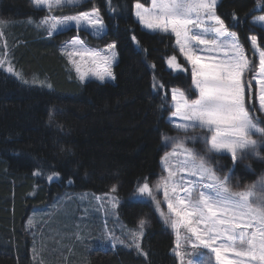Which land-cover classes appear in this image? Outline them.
Masks as SVG:
<instances>
[{"label": "trees", "instance_id": "trees-1", "mask_svg": "<svg viewBox=\"0 0 264 264\" xmlns=\"http://www.w3.org/2000/svg\"><path fill=\"white\" fill-rule=\"evenodd\" d=\"M135 2L147 0H111L117 9L114 14L109 0H87L63 11L80 13L97 7L107 25L106 35L97 39L74 29L48 36L28 22L41 13L30 0H0L5 54L21 77L0 67V264H42L46 259L47 264H179L174 237L159 211L131 194L138 183L158 177L164 137L174 133L168 123L169 109L159 107L161 96L166 94L169 101V89L188 87L191 78L167 69L165 60L174 53L173 38L142 30L133 18ZM261 13L264 0L259 8L257 0H221L217 7V15L237 33L246 50L252 35L264 50V28L250 20ZM76 35L95 47L116 42L111 81L78 79L60 49ZM153 77L163 85L159 93L153 90ZM42 82L50 89L39 85ZM248 106L261 118L254 96ZM260 154L264 156V146ZM217 165L224 171L231 169L240 183L252 182L264 172V160L256 157L234 167L227 156ZM52 173L58 176L49 180ZM67 192L114 193L124 230L135 229L140 218L149 220L139 240L143 254L129 242L91 241L82 250L72 249L81 252L77 259L70 255L68 243L63 249L35 248L39 232L50 228V223L46 225L50 215L36 227L27 223V217L34 209L54 212ZM74 212L65 217L67 230ZM110 231L119 235L116 229ZM72 234L69 238L75 240L76 232Z\"/></svg>", "mask_w": 264, "mask_h": 264}, {"label": "snow or ice", "instance_id": "snow-or-ice-1", "mask_svg": "<svg viewBox=\"0 0 264 264\" xmlns=\"http://www.w3.org/2000/svg\"><path fill=\"white\" fill-rule=\"evenodd\" d=\"M87 0H30L34 10L46 9L47 15L37 27L47 30V35L70 30L73 26L97 39L106 35L107 25L97 7L91 11L75 15L55 16V11L75 9ZM221 0H151V6L135 3L134 15L139 23L153 33L175 37L176 46L184 59L191 65V85L173 87L171 102L167 95L161 96L160 109L167 107L171 113L168 123L175 131L174 136L164 138L165 145L172 150L166 152L162 161L177 157L175 164H167L162 176L150 186L147 180L137 185L132 198L140 203L151 202L159 211L164 224L170 227L179 240L181 229L190 233L185 240L196 255L199 248L214 254L215 264H264V177L254 184L240 187L231 182L228 174L217 167L219 161L230 155L233 166L256 157L264 146V119L254 115L256 111L248 105L253 96L259 99V111L264 112V50L258 46L256 35L250 37L252 49L259 56V71L244 55V47L237 33L226 27L217 15ZM260 7V0H257ZM109 10L117 9L109 0ZM233 19H236L235 15ZM30 24L34 23L30 17ZM264 23V15L254 18L253 23ZM0 23H3L0 21ZM137 42L135 36L132 37ZM195 45L206 46L197 49ZM79 48L69 55H79L81 60L88 57L91 67L82 69L80 63L73 62L81 82L89 76L100 82L113 79L111 65L116 58L115 41L101 52L84 47L80 39L71 41ZM223 49L224 56L205 54ZM6 55V54H5ZM5 60L0 58V67ZM174 72L184 71L176 62L175 55L167 60ZM6 71L21 79L9 63ZM252 72L258 91L253 93L251 81H244L246 73ZM258 75V79L256 78ZM27 83V81H24ZM51 87V85H48ZM160 85L153 77V90L159 93ZM195 97V98H193ZM173 118H176L174 121ZM180 157H183L180 159ZM33 175H41L34 172ZM58 173L47 178L51 180ZM117 189L113 186L112 191ZM163 193L168 214L161 211V201L157 193ZM138 193V195H137ZM112 207H116L112 198ZM150 223L146 218L138 221L130 238L138 252L139 239ZM113 245L124 244L119 237L111 238ZM181 245L178 243L177 248ZM175 255L184 264V255ZM200 260H189L188 264H207V255L200 253ZM231 257V258H229Z\"/></svg>", "mask_w": 264, "mask_h": 264}, {"label": "rangeland", "instance_id": "rangeland-1", "mask_svg": "<svg viewBox=\"0 0 264 264\" xmlns=\"http://www.w3.org/2000/svg\"><path fill=\"white\" fill-rule=\"evenodd\" d=\"M135 3H137V2H135ZM135 3H133V5H132L133 6L132 14H133L134 20L138 23V25L140 26V28L142 30L149 32V33H153L151 31H149L148 29L144 28L139 23L137 18L135 17V15H134ZM143 5L145 7H150L151 6V0H147V3L143 4ZM91 10H88V11H91ZM40 12L41 13L36 14V16L31 17L34 21V23H31V25H33L36 29H39V31H42L44 34L47 35V30L45 28L37 27V23L43 17H45L47 15V10L41 9ZM75 14H79V13H68V12L60 13L58 11H55L53 13V15H55L57 17L62 16V15H75ZM261 15H264V13L256 14L255 16H253L251 18V22L253 23L254 18L257 16H261ZM254 25L261 26L262 28H264V23H261V22H257ZM71 29H74L76 32L80 31V30H77L74 26ZM56 33H58V32H54L53 35ZM90 36H92V35H90ZM171 37L173 38V48H174V53L171 56L175 55L176 62L178 64H180L181 67L184 68L185 70L184 71L177 70L174 72L172 69H170L168 67L167 60L171 56L167 57L165 60L166 67H167V69L171 70L173 73H180V72L188 73L190 75V78H191V65L188 64V62L184 59L183 55L180 53L179 48L176 46L175 37L174 36H171ZM74 39H80L83 42L84 47H86L88 49L97 50V51H101V52L110 43H108L104 46L95 47V46H91V45L87 44L80 36L76 35V36L68 39L67 41H65L61 45L60 49H61L62 54L66 57L70 67L75 72L76 76L78 77V74L75 70V66H74L73 62L80 63L82 66V69H87V68L91 67L92 65H91V60L88 57H84V59L81 60V57L79 55H69V53H72L79 48V46H74L71 44V41ZM194 46L197 49H201V48L206 49V46L195 45V43H194ZM115 51H116V49H115ZM205 54H210V55H213V56L220 58V57L224 56V50L220 49L217 51H213L211 53H208L207 51H205ZM244 55L247 59H249L251 61L252 66H254L256 72L258 73V71H259V56L252 49L251 45H250L249 50L245 49ZM0 58L5 60L4 66L1 68L6 71V68L8 67L10 61L8 60L7 56L5 55V43H4V38L2 37L1 31H0ZM116 60H117V54H116L115 61L111 65V72H112L113 65L116 63ZM6 72L9 73L8 71H6ZM9 74H12V73H9ZM13 76H15V75H13ZM256 78L257 79L259 78L258 75ZM92 79L96 80L94 77L89 76L85 79V81L86 80H92ZM243 79L245 82L251 81V84L253 85V93H256L258 91V86L256 85V79L253 78L252 72L246 73ZM111 80L112 79H106L105 81H111ZM39 85L44 86L47 89H50V87H48L49 84H47L46 82L39 83ZM190 85H191V81H190ZM171 89L172 88L169 89V94H170L169 103L171 102ZM193 98H195V97H193ZM254 98H255L257 110L259 111L258 96L254 95ZM259 112L261 114L260 115L261 118L264 119V112H261V111H259ZM170 116H171V113L168 116V120H169ZM173 120L175 121L176 118H173ZM170 127L172 128L171 125H170ZM175 134L176 133L174 131V133L172 135H166V136H174ZM171 150H172L171 145L166 146L165 142H164V150L162 152V156H161V160H160L161 171H160V174L158 175V177L149 183L150 186L154 185L157 182V180L159 178H161L162 176H167V172L164 171L167 164H175L177 162V157H174V156L169 157L167 162L162 161V158L165 156L166 152H170ZM182 158L183 157H180V159H182ZM228 158L231 160L230 155L228 156ZM217 167L222 169L219 165H217ZM222 171L225 174L229 173V171H224L223 169H222ZM230 175H231L232 184L234 186L239 185L242 188L246 185H251V184H254L257 181H259L261 177H264V172L262 174L258 175L256 177V180H253L252 182H248V183H240L237 180V177L235 176V174L232 172L230 173ZM141 184H143V183H141ZM137 195H138V193H137ZM157 195L161 201L162 206L164 205L162 210L165 213V215H167L168 214L167 204L164 203L162 191L158 192ZM63 197H65V198L63 199L62 204L59 205L57 207V209H55L54 212H50L49 210H46V209H42V210H37V209L35 210L34 209L33 211H31V213L27 217V219H26L27 223L30 226L36 227V225L39 224L42 220H45L43 218H45L46 215H50L48 222L46 223V225L50 223V228L42 229V232L41 231L39 232V237L36 238L35 243H33L35 248L42 249L44 247L45 249H48V248L52 247L53 249L54 248H62L63 249L66 247V245L68 243L67 246H69V253H71L70 255L75 256V258L77 259L78 257H80L81 252L80 251L73 252L72 249L77 247L79 250H82V247H84L85 245H88L89 243L91 244V241H92V243L97 242V243L107 244V243H111V242L113 243V240L111 238L119 237L120 239H122L124 241V243L129 242L130 244L131 243L133 244L132 239L130 238V232L133 230H136L137 227L135 229L124 230L123 229L124 226L119 224V220L117 217V208L119 205V200L117 199V197L114 193L109 192V193H104V194H100V195H95V194H92L91 192H79L78 194H75V192L73 194L70 192H67L63 195ZM113 197L115 198V201H116V207L115 208L112 207V198ZM55 205L56 204H54V206ZM74 209H75V212H74L75 218H73V224H72L71 228L69 230H67L65 221L69 218L68 216L71 215V213ZM79 214H80V220H78L76 222ZM65 217H67L66 220H65ZM95 220H96V222H95ZM138 221H139V219L137 220V226H138ZM86 222H87V224H85ZM168 228L170 230V233L174 237V249H173L174 254L178 250L181 251L182 253H185L184 264H188L189 260H193V261L198 262L201 258L200 253H204L207 255V264H215L214 254L210 253L208 249L199 248L196 250V253H197L196 255H191L193 250L191 249L190 245H188L186 243V240H185V237L190 236V233H187L186 230L181 229L180 238L178 240L176 233L170 227H168ZM110 229L118 230L119 235L114 236L115 231L114 232L110 231ZM73 232H76L74 237H72L75 240H70L71 238H69V237H70V235L73 236V234H72ZM81 232L83 233L81 235L82 237L78 236V234H80ZM79 237H81V238H79ZM57 239H59V240H57ZM91 239H93V240H91ZM178 243L181 245V247L179 249L177 248ZM90 247H92V245H90ZM48 251H50V250H46L45 252L48 253ZM33 255H34V253H33ZM229 258H231V257H229ZM177 259H178V262L180 264V259L178 257H177ZM46 260H44V262L42 264H47Z\"/></svg>", "mask_w": 264, "mask_h": 264}]
</instances>
